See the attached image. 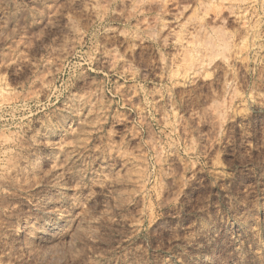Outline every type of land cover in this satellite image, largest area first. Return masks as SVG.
Wrapping results in <instances>:
<instances>
[{
  "label": "rangeland",
  "instance_id": "rangeland-1",
  "mask_svg": "<svg viewBox=\"0 0 264 264\" xmlns=\"http://www.w3.org/2000/svg\"><path fill=\"white\" fill-rule=\"evenodd\" d=\"M0 264H264V0H0Z\"/></svg>",
  "mask_w": 264,
  "mask_h": 264
},
{
  "label": "bare ground",
  "instance_id": "bare-ground-1",
  "mask_svg": "<svg viewBox=\"0 0 264 264\" xmlns=\"http://www.w3.org/2000/svg\"><path fill=\"white\" fill-rule=\"evenodd\" d=\"M49 213V212H48ZM206 262H208V261H206Z\"/></svg>",
  "mask_w": 264,
  "mask_h": 264
}]
</instances>
